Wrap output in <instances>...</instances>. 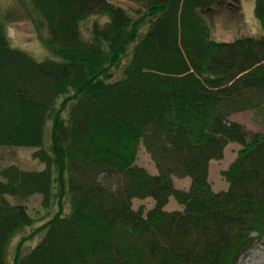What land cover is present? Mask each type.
Segmentation results:
<instances>
[{
  "label": "trees",
  "instance_id": "16d2710c",
  "mask_svg": "<svg viewBox=\"0 0 264 264\" xmlns=\"http://www.w3.org/2000/svg\"><path fill=\"white\" fill-rule=\"evenodd\" d=\"M20 1L53 57L12 46L0 10V146L34 147L44 164L0 169V264L26 227L44 235L29 252L22 237L12 264H240L264 241V131L232 115L250 110L264 126V34L215 39L206 11L223 0ZM93 15L107 18L86 38ZM255 15L264 29V0ZM233 142L217 191L211 162ZM141 145L158 172L137 163ZM34 194L57 207L35 227L8 198ZM172 196L183 209L165 208Z\"/></svg>",
  "mask_w": 264,
  "mask_h": 264
},
{
  "label": "rangeland",
  "instance_id": "374dc122",
  "mask_svg": "<svg viewBox=\"0 0 264 264\" xmlns=\"http://www.w3.org/2000/svg\"><path fill=\"white\" fill-rule=\"evenodd\" d=\"M112 1L124 7H137L133 0ZM0 10L7 23V34L12 46L27 51L38 60L53 57L44 40L47 35V29L36 19L29 4L20 0H0ZM206 16L211 23L213 37L217 40L231 41L240 36H260L264 34V29L255 15V0H239L238 2L236 0H223L211 9L209 13L206 11ZM106 18L105 16L93 15L84 20L81 24L84 37H90L91 27L95 21L105 20ZM232 119L242 122L250 131H264V126L260 121H256L252 111L233 114ZM50 128L51 122L47 125L48 143L51 140ZM239 148L240 145L233 142L227 146L225 156L222 159L213 160L210 179L215 186V190L219 191L228 188L229 182L222 176V170L226 169L237 157ZM35 151L36 148L34 147L0 146V169L10 164H17L24 169H42L44 164L34 157ZM137 163L146 167L150 172H158L154 161L143 145L140 147ZM190 181L189 177L175 178V184L178 188L188 189ZM8 198L14 203H24L30 208L32 215L37 220L34 227L41 225L57 210V207H54L51 211L49 210L50 212L43 209L42 196L40 194H34L28 198L8 195ZM67 203L66 201L64 208L66 211L69 208ZM133 204L135 209L143 207L145 212H147L154 206L155 201L151 197L146 199L136 198ZM165 208L167 210H179L183 209V206L172 196ZM32 230V227H26L12 239L8 248V264H12L15 246L22 237H27L23 245L24 252H29L42 239L44 231L33 234ZM240 264H264V241L256 243L248 254L241 258Z\"/></svg>",
  "mask_w": 264,
  "mask_h": 264
},
{
  "label": "crops",
  "instance_id": "0c3cea01",
  "mask_svg": "<svg viewBox=\"0 0 264 264\" xmlns=\"http://www.w3.org/2000/svg\"><path fill=\"white\" fill-rule=\"evenodd\" d=\"M232 118H233V116H232ZM213 162V161H212ZM212 164V163H211ZM214 186V185H213ZM214 188H215V186H214Z\"/></svg>",
  "mask_w": 264,
  "mask_h": 264
}]
</instances>
